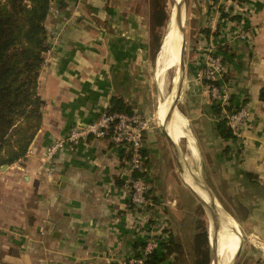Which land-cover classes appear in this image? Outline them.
Masks as SVG:
<instances>
[{
	"label": "crops",
	"instance_id": "1",
	"mask_svg": "<svg viewBox=\"0 0 264 264\" xmlns=\"http://www.w3.org/2000/svg\"><path fill=\"white\" fill-rule=\"evenodd\" d=\"M60 1L63 5L59 7ZM244 2L248 15L236 21L219 16L217 3L198 0L200 16L185 46L176 99L185 107L184 115L171 105V92L165 105L160 99L159 112L174 137L162 128L178 172L177 159L182 166H191L175 142L182 129L169 121L175 115L183 124L188 118L203 154H210L213 192L215 160L232 190L228 197L236 199L234 211L240 225L264 236V98H259L261 88L264 96V0ZM49 6L44 21L47 48L37 76V92L43 101L41 119L24 154L19 179L24 190L0 189V264H117L148 236L165 238L171 231L180 237L182 200H190L185 191L193 193L183 175L179 178L169 166L167 151L155 133L146 130L142 142L151 203L141 211L129 205L118 175L125 150L113 148L107 138L88 136L60 149L50 176L40 166L39 156L44 145L63 135L70 125L108 108L111 96L120 97L129 112L144 114L150 109L146 1L50 0ZM245 25L256 28L245 30L246 37L240 38L238 33ZM202 27L208 29L207 35ZM222 43L231 54L224 57L226 72L220 81L227 85L233 106L245 105L249 111L238 138L217 134L207 92L193 76L205 50ZM159 60L162 70L161 54ZM164 106L168 111L162 115L160 107ZM186 130L181 131L186 149L194 156ZM116 177L121 185L115 183ZM242 254L243 264H264V256L250 246Z\"/></svg>",
	"mask_w": 264,
	"mask_h": 264
},
{
	"label": "trees",
	"instance_id": "2",
	"mask_svg": "<svg viewBox=\"0 0 264 264\" xmlns=\"http://www.w3.org/2000/svg\"><path fill=\"white\" fill-rule=\"evenodd\" d=\"M216 1L208 0L209 5ZM49 4L50 0H0V165L10 164L24 156L40 124L43 101L37 92V76L43 62V52L47 48L44 21ZM151 4L153 24L160 23L166 14L157 0H152ZM61 5L62 1L58 6ZM218 13L229 20H241L239 13L229 14L222 6L218 7ZM201 30L205 35L208 34L207 28L202 27ZM216 33V29L212 31V34ZM214 48L224 57L231 54L226 43L217 44ZM261 91L262 88L259 98L263 99ZM223 107L229 111L237 108L232 104L231 94ZM210 108L217 120V134L220 137H233L221 112V106L211 102ZM105 110L129 112L130 109L120 97L111 96L110 105ZM143 150L141 147L142 154ZM142 173L134 171L133 175ZM115 183L121 185L122 180L116 177ZM202 236L200 232L194 234L196 240L203 241ZM142 243L143 241L138 245ZM195 249L203 254L200 264L208 263L207 249L201 251L198 245H195ZM184 251L182 239L167 231L166 237L160 239L158 247L147 255L145 263L173 264L184 256Z\"/></svg>",
	"mask_w": 264,
	"mask_h": 264
},
{
	"label": "rangeland",
	"instance_id": "3",
	"mask_svg": "<svg viewBox=\"0 0 264 264\" xmlns=\"http://www.w3.org/2000/svg\"><path fill=\"white\" fill-rule=\"evenodd\" d=\"M146 1V8L147 14L149 16V59L147 64V73H148V80H149V98H152V104L149 110L145 112L144 114L139 113L142 115V117L147 118V130L152 129L153 134L155 133L156 140H160L162 146L167 151L168 164L170 167L175 170V172L180 176V172H178V169L176 167V163L173 159V156H171V151L169 144L164 136L163 132V126L164 123L160 118V112H159V105H160V99H163L170 93L172 82L175 83L177 73L179 71V62H175L177 60L175 55L174 62L176 63L175 67L173 69H169L168 71H164V73L161 75V65H160V45L162 42V39H164V34L168 26L169 22V15L170 12L173 11L172 5L173 0H157L159 2L160 6L163 8L164 13L166 14L160 23H154L152 20V0H145ZM198 0H183V12H184V22H183V36H184V49H183V60L185 61V46H188V42H191V34H193L196 31V20L200 16V9L197 4ZM237 3V2H236ZM242 3V4H241ZM237 3L233 8L229 5L223 4V9L228 12L229 14L232 13L230 9L233 10V12L239 13L240 16H243L244 18L248 15L249 8L246 7V4L243 1ZM241 4V5H240ZM229 6V7H228ZM237 7H240L241 12H239V9ZM172 9V10H171ZM172 15V12H171ZM170 15V16H171ZM262 23H259L261 25ZM98 25V24H97ZM195 27V28H194ZM254 27L256 28V25L253 26H244L242 28V31L244 32L247 29L252 28L254 30ZM97 28V26H96ZM216 29V28H215ZM214 29V30H215ZM158 42V44H157ZM156 44L158 45L155 49ZM184 70V69H183ZM157 79V80H156ZM158 81V82H156ZM160 81V82H159ZM179 101H175L176 109L181 110V112L184 115L185 107L182 105H179ZM185 117V116H184ZM169 121L171 123L178 124L182 129L186 128L188 129L194 136L195 141L198 146V153L195 155V142L192 139V136L190 135L189 131H187L189 135V140L191 141V146L193 149V155L189 152L188 148L186 149V141L184 139V136L182 134V129L179 128V131L177 134V137L175 139L176 145L179 148L183 154V156H186V161L188 164L194 169V171L198 174V176L201 178L203 184L208 188V190L212 193L214 198L217 200L220 206V210L222 212L228 213L237 223V228L240 233V245L239 250L237 252V255L235 257V260L233 264H243L244 259H241L242 253L246 252L247 246H250V248L253 251H256V254L260 256H264L262 254L261 249L257 245V242L262 246L264 244V236H260L257 234V232H249V230H244L243 227L240 225L239 221L237 220V214H235V204L236 199L231 196L232 190L227 188L226 183L224 182L225 177H222L223 173L220 172V169L217 165V161L214 160V192H213V183L211 182V169L209 166V158L210 154L204 155L202 150L200 149V146L198 144L197 137L195 135V130L191 127V123L188 120V118H185V124L182 123V120H179L178 117L175 115L173 117H169ZM165 127V126H164ZM166 128V127H165ZM167 129V128H166ZM146 130L143 131V139L144 134ZM171 138H174L171 135ZM155 140V141H156ZM31 149H28L27 152H30ZM26 154V153H25ZM26 160V155L23 157L13 161L10 164L3 163L0 165V189L11 192V191H18V190H24L19 185V179L21 178V174H23L24 169L22 165H24ZM192 172V171H191ZM193 173V172H192ZM194 177V175H193ZM8 179V180H7ZM18 180L16 183L11 180ZM193 180V179H192ZM191 180V182H193ZM18 182V183H17ZM187 187V186H186ZM188 189V188H187ZM190 191H185L187 197L190 199L189 202L182 200V203L185 207L184 215L181 217V225L178 227V234L182 239L183 245H184V256H182L181 259L176 260L173 264H200V261L203 259V254L198 253V250L195 249V245H198V247L202 250L207 249V255L209 256L208 263L210 264L212 260V255L215 253L212 249L214 247L213 242L211 240V231H210V223L209 219L206 215L205 209L203 205L200 203V201L196 198V196L193 193H189ZM203 203V202H202ZM16 208L18 207V202H15ZM16 212H18L15 209ZM195 232L202 233L203 241L196 240L194 238ZM253 234H256V236H252ZM254 237L255 240L250 239V237ZM238 239V240H239ZM262 243V244H261ZM211 245V246H210ZM212 247V248H211ZM264 252V251H263ZM128 256V255H127ZM215 256V254H214ZM219 264H227L225 260H221Z\"/></svg>",
	"mask_w": 264,
	"mask_h": 264
},
{
	"label": "built area",
	"instance_id": "4",
	"mask_svg": "<svg viewBox=\"0 0 264 264\" xmlns=\"http://www.w3.org/2000/svg\"><path fill=\"white\" fill-rule=\"evenodd\" d=\"M237 0H217L216 3L234 7ZM241 3V2H240ZM242 4V3H241ZM240 4V5H241ZM241 12L240 7H237ZM48 9H51L49 6ZM232 12L233 10L230 9ZM240 38H245V32H239ZM226 72V62L222 53L207 48L202 55L201 65L194 70V78L202 83L210 102L218 103L226 119L230 132L234 138L241 133V126L248 116V108L240 105L231 111L224 109L229 97L228 87L220 81ZM216 81L217 83H215ZM147 118L138 112L106 111L103 110L89 120L72 124L67 131L44 145L39 156L40 166L46 175L50 176L54 155L60 149L71 144L84 141L88 136L107 138L113 148L125 150V156L118 168V175L123 179V186L127 192L128 202L136 210H146L151 202L149 199L150 182L143 168L144 156L141 153L143 131L147 130ZM143 172L133 175V172ZM160 236H148L137 250L118 260L117 264H146L147 255L158 247Z\"/></svg>",
	"mask_w": 264,
	"mask_h": 264
},
{
	"label": "bare ground",
	"instance_id": "5",
	"mask_svg": "<svg viewBox=\"0 0 264 264\" xmlns=\"http://www.w3.org/2000/svg\"><path fill=\"white\" fill-rule=\"evenodd\" d=\"M173 11L172 15L170 12V15L168 17L169 22L167 29L164 34V39H162L159 54H161V61L163 64L162 68V74L164 71H168L170 68L173 69L175 62H180V47L182 46L183 42V22H184V12H181V17L179 24L177 25V28L174 27L173 24V18L174 14L177 11V9L182 6V0H173ZM181 9V7H180ZM172 10V9H171ZM176 55L177 60L174 62V56ZM172 63L170 67H168ZM174 62V63H173ZM180 64V63H179ZM157 80V79H156ZM158 82V81H156ZM160 82V81H159ZM169 94V93H168ZM165 99L164 97L162 100L161 105H165ZM169 106V104H168ZM174 107V106H173ZM172 108V106L170 107ZM166 107H160L161 114L164 115L166 113ZM167 114V113H166ZM170 115V114H168ZM169 117V116H168ZM160 119V118H159ZM163 129L168 133V135L171 138V133L163 126ZM193 139V137H192ZM194 140V139H193ZM173 141V140H172ZM188 141V139H187ZM195 144V143H194ZM196 147H195V155H196ZM181 175H183V180L188 185V187L192 190V192L200 199L201 202H203L205 205H211L214 203L215 208L218 210L219 213V226L218 228H214L212 224V220L208 216L209 223H210V231H211V240L213 242V251L215 252V256L217 253L221 251L223 260H225L227 263L231 260V258L234 256L236 249L238 248V242H239V235H238V228L236 221L225 212H222L220 210L219 203L214 197H211L208 190L206 189L205 185L203 184L201 178L198 176V174L194 171V169L188 166L185 167V164H183L182 168L179 169ZM193 173H192V172ZM194 175V177H193ZM193 179V182L191 180ZM213 199V200H212ZM264 250V244L261 246ZM223 250V252H222Z\"/></svg>",
	"mask_w": 264,
	"mask_h": 264
},
{
	"label": "water",
	"instance_id": "6",
	"mask_svg": "<svg viewBox=\"0 0 264 264\" xmlns=\"http://www.w3.org/2000/svg\"><path fill=\"white\" fill-rule=\"evenodd\" d=\"M181 5H182V6H180L181 9H180V7L177 9V11L174 14V18H173V24H174V27H176V28H177V25L179 24V21H180L181 12L183 13V10H184L183 9V0H182V4ZM183 49H184V36H183L182 46L180 47V62H179L180 66H179V71L177 73L175 83L172 84L171 91H170L172 93V98H171V105L172 106H175V101H176V99L178 97V94H179V91H180L181 82H182V74H183V69H184ZM216 123H217V120H214V124H216ZM177 162H178V165L182 168V161L180 159H177ZM206 189L208 190L207 187H206ZM208 192H209L211 197H214L209 190H208ZM196 198L200 201V199L197 196H196ZM200 203L203 205L207 217L209 216L210 219L213 221L212 224H213L214 228H218V226H219V220H218L219 213H218V210L215 208L214 203H212L210 206L209 205L208 206L205 205L201 201H200ZM237 232H238V235H240L239 231H237ZM239 238H240V236H239ZM239 245H240V239H239V242H238V248L236 249V252H235L234 256L231 258V260L227 264H233V262L235 260V257L237 255V252L239 250ZM222 252H223V250H222ZM212 254H213V249H212ZM222 258H223V256H222L221 251L219 253H217L216 256H214V254H213L210 264H219V262L222 260Z\"/></svg>",
	"mask_w": 264,
	"mask_h": 264
}]
</instances>
